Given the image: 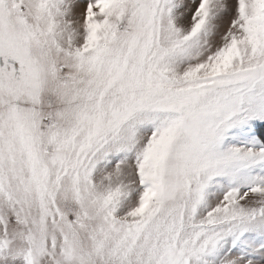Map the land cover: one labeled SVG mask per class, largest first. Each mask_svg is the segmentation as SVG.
I'll use <instances>...</instances> for the list:
<instances>
[{"label": "snow or ice", "instance_id": "snow-or-ice-1", "mask_svg": "<svg viewBox=\"0 0 264 264\" xmlns=\"http://www.w3.org/2000/svg\"><path fill=\"white\" fill-rule=\"evenodd\" d=\"M0 264H264V0H0Z\"/></svg>", "mask_w": 264, "mask_h": 264}]
</instances>
